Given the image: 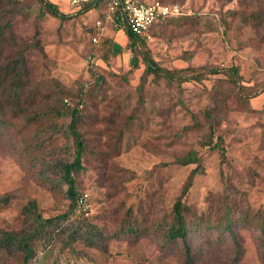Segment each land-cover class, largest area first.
<instances>
[{"label":"rangeland","instance_id":"obj_1","mask_svg":"<svg viewBox=\"0 0 264 264\" xmlns=\"http://www.w3.org/2000/svg\"><path fill=\"white\" fill-rule=\"evenodd\" d=\"M19 1L26 12L14 23L18 44L37 46L27 52L29 88L19 103L0 81V103L11 123L0 128V197L12 195L9 205H0V229L20 228L32 199L45 218L67 210L65 195L42 183L39 171L44 161L72 157L67 136L54 133L69 119L46 112L65 111L63 97L74 106L83 92L80 131L87 151L76 178L88 194L87 217L107 236L105 252L78 243L77 253L60 256L58 244L38 243L31 264H185L181 247L166 243L158 224L169 218L196 168L178 163L191 150L201 160L184 198L199 225L190 234L194 264H234L230 236L213 228L226 194L247 214L237 226L244 249L238 264H263L255 218L264 210V0H163L178 4L182 14L154 26L146 39L168 69L238 66L245 92L256 94L248 105L220 83L223 76L186 83L181 91L153 76L142 84L145 65L134 66L123 30L103 22L105 9L76 17L80 7L70 0H50L71 15L61 20L40 18L37 0ZM213 107L221 123L212 137L204 112ZM34 112L43 117L27 125L25 117ZM218 136L225 139L227 164L213 149ZM127 222L133 231H124Z\"/></svg>","mask_w":264,"mask_h":264},{"label":"trees","instance_id":"obj_2","mask_svg":"<svg viewBox=\"0 0 264 264\" xmlns=\"http://www.w3.org/2000/svg\"><path fill=\"white\" fill-rule=\"evenodd\" d=\"M163 4L174 6L178 4H169L163 0ZM109 0H90L82 2L80 9L75 12L74 16L86 14L94 9H105L104 20L117 29H122L129 41V49L134 54V66L138 67L142 61L145 65V71L141 81L144 84L148 77L154 79H163L172 88L182 90L186 83H202L210 76H223L220 83H226L234 91H238L239 96L245 104L256 94L246 93L243 85V77L240 68L236 65L229 67L220 66H201L187 67L183 69H168L163 67L153 56L151 50L147 48L146 36L135 34L128 25L124 13L117 10L112 19H107ZM39 17L46 15L66 20L71 17L59 10L58 6L50 0H37ZM182 11V9H181ZM26 12L25 7L19 0H0V81L5 85V89L10 92V100L19 103L21 94L29 88L28 80L30 71L27 61V52L35 48V43L18 44V36L14 32V23L16 19ZM254 13L251 14L253 16ZM167 20V19H165ZM158 20L154 26L163 22ZM8 53V54H7ZM9 78V79H8ZM104 79L97 76L96 82L103 83ZM142 84L140 88H142ZM99 85V84H98ZM248 88V87H247ZM83 92L76 105L72 106L69 99L63 97L62 102L68 105L65 111L59 108L49 109L46 114L56 115L57 118L66 116L69 122L64 126H55L54 133L65 134L71 142L72 157L68 160H47L42 163L39 171V178L42 183L49 185L52 190L58 191L65 195L68 200V208L64 213L45 218L35 199L29 200L22 209L23 223L20 228L14 230L0 229V264H31L37 258L36 246L42 243L45 247H52L58 244V254L61 256L65 251L78 252L76 244H82L85 247L93 248L105 252L107 236L94 224L90 218L89 210L87 214L79 205V199L84 194L81 192L76 174L85 170L83 163L84 154L87 151L86 140L80 131L83 121ZM184 106V103H181ZM217 107L204 112L205 118L210 124L211 135L221 123L217 122ZM45 116V115H44ZM43 117L41 113L34 112L27 117V125L34 124L39 118ZM10 121L6 117L5 111L0 103V128L9 126ZM209 146V145H208ZM219 152L222 164L228 163V152L225 146V139L218 136L217 142L213 149ZM178 163L183 166L196 165L190 173L187 183L183 187L181 195L176 199L169 218L158 224V230L162 232L166 243L180 246L183 250L185 264H194L192 246L190 243V234L199 225H195L190 220L191 210L185 203L184 198L193 186V182L201 170V160L198 157L197 150H191L187 156L178 159ZM57 174L52 177L51 173ZM230 192V191H229ZM237 194V193H236ZM12 195L0 197V205L7 206L11 203ZM220 214L214 223L215 229L221 233H228L235 250L234 264H238L244 254V249L239 240L237 226L247 219V214L237 204L229 194L222 198ZM202 219V217H200ZM256 222L260 231L261 257L264 264V210L256 213ZM124 231H133L130 223H126ZM81 252V251H79ZM79 254V253H78Z\"/></svg>","mask_w":264,"mask_h":264},{"label":"built area","instance_id":"obj_3","mask_svg":"<svg viewBox=\"0 0 264 264\" xmlns=\"http://www.w3.org/2000/svg\"><path fill=\"white\" fill-rule=\"evenodd\" d=\"M90 0H70L73 6L80 7L82 2ZM121 10L128 22L131 30L139 35L150 37V32L158 20H165L178 17L182 14L181 8L177 5L170 6L160 1L147 0H109L107 19H112V15ZM99 33L105 31V27L101 21L96 25ZM94 43H98L96 37L93 38ZM88 194L84 193L79 199V205L87 214L88 211Z\"/></svg>","mask_w":264,"mask_h":264}]
</instances>
